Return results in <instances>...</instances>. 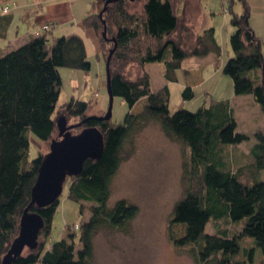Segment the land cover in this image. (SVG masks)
<instances>
[{
  "label": "trees",
  "instance_id": "16d2710c",
  "mask_svg": "<svg viewBox=\"0 0 264 264\" xmlns=\"http://www.w3.org/2000/svg\"><path fill=\"white\" fill-rule=\"evenodd\" d=\"M8 1L0 0V5ZM105 1H93L83 25L93 29L97 38L101 32V40L116 44L110 60L114 96H121L130 108L144 97L147 103L138 113L127 112L119 124L86 115L87 101L72 97L65 104L71 116L82 118L80 126L98 127L104 133L101 157L86 159L82 171L70 176L68 197L80 204L81 214L84 202H89L90 216L77 223L76 229L77 224L73 230L68 226L67 234L60 240L49 242L60 197L46 206L33 205L31 211L44 219L38 245L28 248V253L23 252L12 264H90L99 228L129 225L139 208L124 198L109 206L111 183L122 161L124 142L152 121L159 123L168 136L181 139L190 147L189 172L199 180L195 186L191 177L185 176V193L171 216L173 242L178 247L189 245L196 260L204 264H254L258 250L264 255V180L260 178L264 171V131L255 133L249 158L246 156L245 162L241 160L235 166L226 160L224 149L250 137L237 132L234 108L229 102L172 113L168 84L153 91L148 72L134 79L125 75L126 66L131 63L145 65L165 60L167 77L177 80L176 70L182 68L185 59L211 51L221 54L215 29L199 34L186 17L182 26L172 0H142L141 15L131 10L141 0H114L100 16ZM240 1L243 12H232L235 30L230 44L235 55L227 60L223 72L233 79L235 94H252L264 111V49L250 25L249 5L246 0ZM182 10L184 14V7ZM105 27L107 37L103 35L105 29L102 31ZM183 28L193 30L195 35ZM51 31L34 35L0 56V264L19 234L21 217L31 201L44 157L39 151L30 159V135L48 141L57 128L56 110L62 87L59 67L86 71L91 68L81 34L58 36ZM188 34L192 39L190 45L186 40ZM194 95L193 87L187 85L183 96ZM219 220L241 224V228L234 232L224 227H218L215 233L206 230L210 221ZM75 230H80L79 240Z\"/></svg>",
  "mask_w": 264,
  "mask_h": 264
},
{
  "label": "rangeland",
  "instance_id": "374dc122",
  "mask_svg": "<svg viewBox=\"0 0 264 264\" xmlns=\"http://www.w3.org/2000/svg\"><path fill=\"white\" fill-rule=\"evenodd\" d=\"M93 1L72 0L75 18L81 23L75 30L85 38L91 68L86 71L66 66L59 67L62 87L56 119L66 115L68 125H77L82 121L79 116H71L65 108V104L72 97L89 102L86 112L89 116L104 115L109 107L106 59L114 44L101 40V32L98 40L94 30L83 25L82 20L91 9ZM246 1L251 13L250 25L257 37L262 40L264 49V0ZM172 2L182 26L183 22L188 21L189 25L195 26L193 29L199 34H204L205 30L212 27L215 29L221 54L211 51L207 55L185 59L182 68L176 70L177 80L167 77L165 60L148 62L145 65L131 63L126 66L125 75L134 79L144 71L148 72L153 91L168 84L169 108L172 113L182 108L195 111L201 106H210L216 102H229L234 108L237 132L250 137L239 145L226 146L224 149L226 160L237 166L241 160L242 162L247 160L246 156L249 158L248 153L255 142V133L264 131V111L260 104L252 94H235L233 79L223 72L227 60L235 55L230 44V36L235 30L232 12L241 14L243 2L240 0H235L234 3H231V0H172ZM142 5V0L133 4L132 12L141 15ZM185 17L189 19L186 20ZM186 30L189 31L185 28L184 31ZM189 32L194 34L193 30ZM174 35L178 37L179 34ZM108 37L113 38L112 34H108ZM186 40L190 45L192 39L189 34ZM8 44L6 40H2L0 56L3 54L1 52L9 48ZM169 57L170 52L167 58ZM187 85L194 89L193 98L183 96V90ZM146 103L147 98L144 97L130 108L121 96H114L111 122L121 123L127 112L138 113ZM82 128L83 126L77 125L72 129V133H78ZM53 138L59 139L57 128L48 141H42L31 134L30 159L35 158L39 151L47 154ZM121 152L122 161L111 183L109 206H114L119 199L124 198L136 204L139 211L126 228L108 226L99 228L94 239V255L90 264H204L196 260L189 245L178 247L170 236L174 206L185 193V176L191 177L192 185L198 186L199 182L198 178L189 172L190 147L181 139L168 136L159 123L152 121L125 141ZM260 178L264 180V171L260 173ZM69 182L70 176L64 181L60 204L53 217L49 242L60 240L67 234L68 226L73 230L75 224L90 216L89 202H84V214H81L80 204L68 197ZM78 227V224L75 225V229ZM218 227L229 228L234 232L240 230L241 224L235 225L227 220L210 221L206 230L215 233ZM75 232L79 240L80 230ZM26 253L28 248L24 251V254ZM261 261L264 262V255L258 250L254 264Z\"/></svg>",
  "mask_w": 264,
  "mask_h": 264
},
{
  "label": "water",
  "instance_id": "95a60500",
  "mask_svg": "<svg viewBox=\"0 0 264 264\" xmlns=\"http://www.w3.org/2000/svg\"><path fill=\"white\" fill-rule=\"evenodd\" d=\"M106 0L100 12L102 16L108 3ZM105 23V21H104ZM103 35L107 37L106 27ZM115 41V39L113 38ZM116 48L110 51L106 61L107 87L109 93V107L104 115H91L90 117L109 120L112 117L114 93L111 85L110 60ZM84 121L79 122L81 125ZM59 130V139L53 138L50 151L44 155L37 180L32 187L31 201L25 208L20 221L19 234L13 240L9 250L2 258V264H12L26 248H35L38 245L40 231L44 226L43 217L31 211L33 205L46 206L60 197L64 181L68 176L77 175L82 171L86 159H98L104 150V133L98 127H85L78 133H72L77 125H68L66 115L56 120Z\"/></svg>",
  "mask_w": 264,
  "mask_h": 264
},
{
  "label": "crops",
  "instance_id": "0c3cea01",
  "mask_svg": "<svg viewBox=\"0 0 264 264\" xmlns=\"http://www.w3.org/2000/svg\"><path fill=\"white\" fill-rule=\"evenodd\" d=\"M11 1H17L18 6L9 12H4L2 7ZM8 2L0 5V45L2 40L9 43V48L1 52L3 54L27 42L45 23L51 24L50 30L53 35L78 33L75 29L79 28L81 23L75 18L72 0H10Z\"/></svg>",
  "mask_w": 264,
  "mask_h": 264
},
{
  "label": "built area",
  "instance_id": "2783aa9c",
  "mask_svg": "<svg viewBox=\"0 0 264 264\" xmlns=\"http://www.w3.org/2000/svg\"><path fill=\"white\" fill-rule=\"evenodd\" d=\"M18 6L17 1H11L8 2L5 6L2 7V10L4 12H9L11 11L13 8H16ZM51 29V24L50 23H45L41 26L40 30H36L34 35L35 36H41L44 33L48 32Z\"/></svg>",
  "mask_w": 264,
  "mask_h": 264
},
{
  "label": "bare ground",
  "instance_id": "6f19581e",
  "mask_svg": "<svg viewBox=\"0 0 264 264\" xmlns=\"http://www.w3.org/2000/svg\"><path fill=\"white\" fill-rule=\"evenodd\" d=\"M104 120H106V119H104ZM72 129H73V128H72ZM72 129H71V130H72Z\"/></svg>",
  "mask_w": 264,
  "mask_h": 264
}]
</instances>
